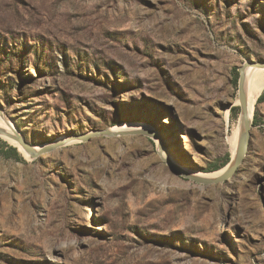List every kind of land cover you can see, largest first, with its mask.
I'll return each mask as SVG.
<instances>
[{
    "label": "rangeland",
    "instance_id": "obj_1",
    "mask_svg": "<svg viewBox=\"0 0 264 264\" xmlns=\"http://www.w3.org/2000/svg\"><path fill=\"white\" fill-rule=\"evenodd\" d=\"M248 62L264 0H0V114L28 144L145 128L0 155V264H264V102L228 179L170 167L231 161Z\"/></svg>",
    "mask_w": 264,
    "mask_h": 264
},
{
    "label": "water",
    "instance_id": "obj_2",
    "mask_svg": "<svg viewBox=\"0 0 264 264\" xmlns=\"http://www.w3.org/2000/svg\"><path fill=\"white\" fill-rule=\"evenodd\" d=\"M243 66L264 68V62H248V63L244 64ZM238 71H239V80H238V97L239 98H238V100H239V107H240V114L239 115H240L241 124H240V134H239V139H238V144H237L235 156L227 164L230 167H228L227 171L219 177H216L213 179H205V178H201V177L192 176L186 171H180V170L176 169L170 163V167H172V169H174L179 175H181L185 178H189L197 184L207 186V185L218 184V183L225 181L240 166V164L242 163L244 156L247 152L248 143H249V129L251 127L252 120L250 122L248 120V117L246 114V106H245L246 99H245V93H244L243 67H241ZM252 118H253V116H252ZM137 134L138 133H133V132L115 133V132H112L110 130H106V131L94 132L90 135H84V136L76 137L73 139L69 138L68 140L85 142V141H88L89 138L97 137V136L116 137V136L137 135ZM2 135H3L2 132H0V136H2ZM143 135H150V134L143 133ZM14 140L18 143V145L23 149V151L27 154V156L31 160L38 159L39 157H41L44 154L52 153L53 151H55V150H57V149H59L65 145L64 141H59V142L57 141V142H54L50 145H44L41 149L36 150L35 149L36 147L28 144L24 140V138H22V137H14ZM17 152H19V151H17Z\"/></svg>",
    "mask_w": 264,
    "mask_h": 264
},
{
    "label": "bare ground",
    "instance_id": "obj_3",
    "mask_svg": "<svg viewBox=\"0 0 264 264\" xmlns=\"http://www.w3.org/2000/svg\"><path fill=\"white\" fill-rule=\"evenodd\" d=\"M243 72H244V93H245V106H246V114L248 117V120L251 122L252 116H253V109L257 102L258 97L261 95V93L264 90V68H257V67H250V66H242ZM233 106L238 107L239 106V100H236L233 102ZM227 123V122H226ZM240 115L237 118L236 123L232 126L230 129V134L227 136V144L230 147L232 159L235 156V152L237 149L239 134H240ZM231 127V126H230ZM140 129H145L143 126L138 124H121L116 127H113L110 129V131L115 133H123V132H132L137 131ZM0 132H2V136H0L2 139L13 145L14 147H18L21 152L24 153L23 156L25 158H29L27 154L23 151V149L18 145V143L14 140V137H22L19 133H16L14 130V127L12 126L11 122L7 120L2 114H0ZM59 141H64L65 145H71L78 141L68 140L67 138H63ZM56 141V142H57ZM43 147V146H42ZM36 147V150H39L42 148ZM229 165L226 166L225 169L210 173V174H195L193 172H190V175L199 176L201 178L205 179H213L216 177H219L223 175Z\"/></svg>",
    "mask_w": 264,
    "mask_h": 264
},
{
    "label": "trees",
    "instance_id": "obj_4",
    "mask_svg": "<svg viewBox=\"0 0 264 264\" xmlns=\"http://www.w3.org/2000/svg\"><path fill=\"white\" fill-rule=\"evenodd\" d=\"M264 102V90L261 93V95L257 99V103H263ZM6 147V150L0 151V155L6 159H13L17 162H24L21 155L17 152L16 148L9 147L7 145H3ZM230 162L229 156L226 158V161L223 163L221 167H213L211 170L207 171L208 173H212L215 171L220 170L221 168L225 167Z\"/></svg>",
    "mask_w": 264,
    "mask_h": 264
}]
</instances>
